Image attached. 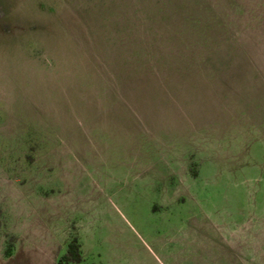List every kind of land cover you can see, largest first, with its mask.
<instances>
[{
  "label": "rangeland",
  "instance_id": "374dc122",
  "mask_svg": "<svg viewBox=\"0 0 264 264\" xmlns=\"http://www.w3.org/2000/svg\"><path fill=\"white\" fill-rule=\"evenodd\" d=\"M0 264H264V0H0Z\"/></svg>",
  "mask_w": 264,
  "mask_h": 264
},
{
  "label": "trees",
  "instance_id": "16d2710c",
  "mask_svg": "<svg viewBox=\"0 0 264 264\" xmlns=\"http://www.w3.org/2000/svg\"><path fill=\"white\" fill-rule=\"evenodd\" d=\"M79 260L78 244L76 240H73L67 248V255L62 258L61 262H77Z\"/></svg>",
  "mask_w": 264,
  "mask_h": 264
}]
</instances>
